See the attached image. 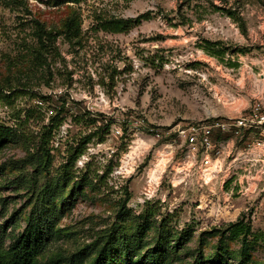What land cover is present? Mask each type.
I'll use <instances>...</instances> for the list:
<instances>
[{
    "label": "rangeland",
    "instance_id": "1",
    "mask_svg": "<svg viewBox=\"0 0 264 264\" xmlns=\"http://www.w3.org/2000/svg\"><path fill=\"white\" fill-rule=\"evenodd\" d=\"M146 11L120 31L100 26ZM69 18L78 44L63 35ZM37 24L55 34L43 67ZM257 106L264 0H0V125L14 133L0 150L5 247L48 192L58 238L41 262L117 232L170 264H238L227 228L242 219L263 236L243 261L264 264V124L213 129L207 167L200 138L191 151L180 134Z\"/></svg>",
    "mask_w": 264,
    "mask_h": 264
},
{
    "label": "trees",
    "instance_id": "2",
    "mask_svg": "<svg viewBox=\"0 0 264 264\" xmlns=\"http://www.w3.org/2000/svg\"><path fill=\"white\" fill-rule=\"evenodd\" d=\"M65 1L69 2V0ZM76 1L79 0H73V2ZM149 17L150 11H146L134 20L121 18L105 20L100 26L103 29L112 28L113 31H120L130 22L140 23ZM37 26L38 41L33 51V64L43 67L47 63L46 55L53 49L55 34L48 32L39 24ZM62 32L66 40L72 44H78L81 41L80 25L75 18L65 21ZM206 51L215 58H221L223 53L222 50L215 48ZM230 65L235 66L236 64L231 63ZM13 140V130L0 125V150ZM79 153L81 149L77 150L75 155ZM58 219L59 212L51 203L47 192L35 200L24 228L7 247H5L7 232L5 227L0 225V264H170V254L165 249L147 248L145 250L141 239L117 232L102 235L91 244L71 254H60L47 262H41L40 257L51 249L52 244L58 238L56 232ZM227 232L229 237L240 240L239 256L242 261L238 264H246L243 260L249 257L250 244L262 239L263 236L253 232L251 225L242 219L229 223ZM202 261L203 258L199 255L191 264H201ZM216 261L217 264H227L224 256H218Z\"/></svg>",
    "mask_w": 264,
    "mask_h": 264
},
{
    "label": "built area",
    "instance_id": "3",
    "mask_svg": "<svg viewBox=\"0 0 264 264\" xmlns=\"http://www.w3.org/2000/svg\"><path fill=\"white\" fill-rule=\"evenodd\" d=\"M264 124V110L259 111L258 106L255 107L247 115L241 116L235 119H229L228 121L224 120H215L211 124H203L201 126L192 125L186 130H182L180 134L184 137V140L187 144V147L194 151L196 149L197 139L200 138L199 142L203 144L206 155L202 158V164L207 167L209 164L208 153L211 150H215L216 153L219 152V149L216 147L215 143L211 140V134L213 129H219L220 131H227L230 127L239 128V127H259ZM116 133H120L118 130Z\"/></svg>",
    "mask_w": 264,
    "mask_h": 264
},
{
    "label": "crops",
    "instance_id": "4",
    "mask_svg": "<svg viewBox=\"0 0 264 264\" xmlns=\"http://www.w3.org/2000/svg\"><path fill=\"white\" fill-rule=\"evenodd\" d=\"M262 136H264V134H261Z\"/></svg>",
    "mask_w": 264,
    "mask_h": 264
}]
</instances>
